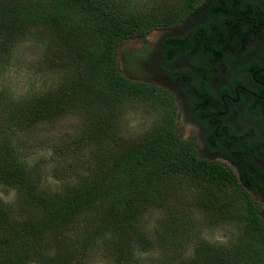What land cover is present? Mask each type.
Here are the masks:
<instances>
[{
  "label": "trees",
  "instance_id": "1",
  "mask_svg": "<svg viewBox=\"0 0 264 264\" xmlns=\"http://www.w3.org/2000/svg\"><path fill=\"white\" fill-rule=\"evenodd\" d=\"M209 2L187 0L184 13L151 22L123 19L109 0H0V52L22 27L41 24L53 32L60 55L83 65V75L56 92L25 102L0 93V182L21 191L28 212L25 219L16 220L7 203L0 201V264H90L92 255L110 264H144L148 258L145 264H264V218L250 189L231 166L201 156L190 141L181 138L175 129L176 103L170 92L127 77L118 65L124 42L144 38L154 25H174L197 5ZM233 3L264 7V0ZM213 4L222 7L229 2ZM129 95L153 97L166 108L167 117L161 130L144 144L109 154L111 124L101 111ZM79 109L90 121L73 146L59 149L61 161L53 169L57 178L77 176L79 185L65 195L49 197L41 192L38 177H32L36 171L24 165L15 147L16 136ZM90 144L103 152L87 155L85 148ZM77 151L71 162L70 156ZM191 180L202 186L186 187ZM179 182L183 187L176 190L186 206L195 207L192 198L217 217L245 211L254 232L245 259L204 241L202 217H195L194 210L185 214L177 204L163 207L166 212L155 220L153 229L145 228L150 207H158L159 199L169 197L171 190L174 193L173 186ZM229 191L240 194L233 204L219 200ZM193 236H199L198 250L189 258ZM154 250H158L156 257H148Z\"/></svg>",
  "mask_w": 264,
  "mask_h": 264
},
{
  "label": "rangeland",
  "instance_id": "2",
  "mask_svg": "<svg viewBox=\"0 0 264 264\" xmlns=\"http://www.w3.org/2000/svg\"><path fill=\"white\" fill-rule=\"evenodd\" d=\"M109 1L112 8L123 19L127 21L150 20L151 22L167 20L184 13L187 3V0ZM170 26L173 25H154L144 38L124 42L120 46L118 54V65L121 72H127L125 53L128 48L133 50L135 47H140L144 43L143 41H147L145 45H153L156 37L162 34V29ZM11 40L8 48L0 52V93H6L10 100L25 102L50 92H56L83 75V65L80 62L66 55H60L55 36L47 26L41 24L24 26L17 31V35H13ZM133 72L137 75L146 73L142 66H137ZM176 110L175 127L185 134L184 137L182 136L185 139L191 132L187 129L194 125L186 119L185 114L182 117L179 115L178 108ZM101 112L111 124V138L107 144L106 152L109 151V154L115 153L116 155L128 148L144 144L161 130L168 114L166 108L156 99L141 95L126 96L120 101L103 107ZM89 121L90 116L83 109H79L65 116L40 122L35 127L16 136L15 147L20 152V157L27 169L36 171L32 177H38L42 193L46 192V195L55 198L65 195L70 189L79 185L77 176L57 178L53 169L61 161L59 149L73 146L82 137ZM189 138L191 139V137ZM191 143L194 145L198 141L196 138H192ZM96 148L90 144L86 146L85 152L92 156L91 153L95 152ZM101 152L103 151L99 149L95 153ZM77 154L78 151L70 156L71 162L76 160ZM185 185L193 190L202 186L197 180H191ZM181 187L183 185H180V182L176 183L173 186L174 193L171 190L169 197L166 194L165 197L159 199L158 207H150L144 217L145 228L153 229L155 220L161 213L166 212L163 207L177 204L185 214H191L194 210L195 217H202L204 228L201 231V238L204 241L224 248L229 254L245 259L250 253L249 249L252 248L251 244L254 239V232L245 211L237 209L234 215L229 217L219 215L217 217L192 198L191 202L195 204V207L190 203L186 206L185 198L176 190ZM186 192L188 193V191ZM226 193L227 197H219L220 201L233 204L240 196L239 192L235 191ZM1 200L7 203V210L14 219L23 220L28 216V212H25L23 208L24 205H27V198L16 187L0 182ZM257 205L264 218V203L257 201ZM198 237H192L186 257L190 258L196 255L198 248L195 246L198 243L195 241L199 239ZM149 253L148 257H156L158 250ZM92 257V260L89 261L90 264H110L101 257L93 255ZM149 259H145V263ZM139 263L142 264L143 261H139Z\"/></svg>",
  "mask_w": 264,
  "mask_h": 264
},
{
  "label": "flooded vegetation",
  "instance_id": "3",
  "mask_svg": "<svg viewBox=\"0 0 264 264\" xmlns=\"http://www.w3.org/2000/svg\"><path fill=\"white\" fill-rule=\"evenodd\" d=\"M209 1L163 28L153 45L128 48L124 74L170 92L194 125L191 139L175 127L181 138H196L201 156L231 166L264 203V7ZM137 66L146 73L135 74Z\"/></svg>",
  "mask_w": 264,
  "mask_h": 264
}]
</instances>
